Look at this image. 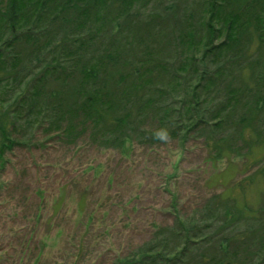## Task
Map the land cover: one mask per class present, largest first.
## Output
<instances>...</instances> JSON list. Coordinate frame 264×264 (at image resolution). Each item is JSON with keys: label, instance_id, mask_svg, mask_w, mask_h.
Masks as SVG:
<instances>
[{"label": "trees", "instance_id": "obj_1", "mask_svg": "<svg viewBox=\"0 0 264 264\" xmlns=\"http://www.w3.org/2000/svg\"><path fill=\"white\" fill-rule=\"evenodd\" d=\"M37 130L120 152L190 133L214 160L264 148V0H0V155ZM256 165L239 199L214 193L113 264H264Z\"/></svg>", "mask_w": 264, "mask_h": 264}, {"label": "rangeland", "instance_id": "obj_2", "mask_svg": "<svg viewBox=\"0 0 264 264\" xmlns=\"http://www.w3.org/2000/svg\"><path fill=\"white\" fill-rule=\"evenodd\" d=\"M37 131L14 133L0 155V264H113L154 226L194 221L214 193L240 197L236 183L264 154L214 160L190 133L120 152L88 135L69 143Z\"/></svg>", "mask_w": 264, "mask_h": 264}]
</instances>
